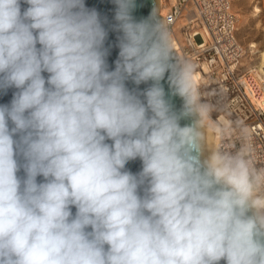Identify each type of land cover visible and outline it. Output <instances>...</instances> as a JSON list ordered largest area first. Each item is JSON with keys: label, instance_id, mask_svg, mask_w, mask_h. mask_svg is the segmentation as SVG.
<instances>
[{"label": "clouds", "instance_id": "9594fccd", "mask_svg": "<svg viewBox=\"0 0 264 264\" xmlns=\"http://www.w3.org/2000/svg\"><path fill=\"white\" fill-rule=\"evenodd\" d=\"M113 3L109 71L84 0H0V91L18 90L0 105V264H264V168L247 143L208 150L193 66L155 8L137 21L136 0Z\"/></svg>", "mask_w": 264, "mask_h": 264}, {"label": "built area", "instance_id": "2783aa9c", "mask_svg": "<svg viewBox=\"0 0 264 264\" xmlns=\"http://www.w3.org/2000/svg\"><path fill=\"white\" fill-rule=\"evenodd\" d=\"M162 18L177 60L197 74L193 87L217 127L216 148L247 143L255 166L264 168V79L244 62L231 0H175Z\"/></svg>", "mask_w": 264, "mask_h": 264}, {"label": "water", "instance_id": "95a60500", "mask_svg": "<svg viewBox=\"0 0 264 264\" xmlns=\"http://www.w3.org/2000/svg\"><path fill=\"white\" fill-rule=\"evenodd\" d=\"M85 6L89 9H95L99 15L102 22L103 27L106 29L108 35L104 43V47L108 49V55L106 57V63L108 65V70L113 71L115 70V62L119 59V37L122 35L121 32H118L114 29V25L116 24V21L114 19L115 17V10L116 5L113 3V0H84ZM158 0H136V8L134 9L132 15L135 18V20L139 21L141 19L147 18L152 12L153 9H156V14L159 16L160 20L163 23V18L158 14ZM28 7L27 4L21 3V11L23 12ZM37 47L39 48L40 45L37 44ZM172 49V48H171ZM172 52L174 54V57L177 59L175 51L172 49ZM174 62V61H173ZM42 75L47 79L48 73L43 72ZM168 75L169 73L165 74L164 80L161 81L162 86L164 87L166 98H169L174 105L175 110L179 111L182 108L183 100L179 96H172L170 94V87L168 83ZM126 87L132 91L135 90L137 92H143L145 89L151 86L152 82L148 81L146 83H141L140 85H136L133 81L128 80L125 82ZM47 86V85H46ZM18 91L16 88H8L6 91H0V105H10L13 94ZM143 99V97H141ZM181 126H184L185 124L191 123V120H181L180 121ZM14 125L9 121V128L13 127ZM205 135H206V144L208 140V130L205 128ZM14 139H18V135L13 137ZM106 143L111 144V140H106ZM207 155V152L205 153V156ZM17 159L19 164H22L23 158L21 156L14 157ZM125 170L131 172L132 174L136 175L142 170V161L137 158L135 160H130L125 165ZM17 176L20 178L25 177V172L23 168H20V170L17 172ZM37 183L44 182L43 176H37ZM140 195H143V188L138 190ZM71 212L73 216H75L77 209L75 206H70ZM87 231H91V228L89 227ZM105 248H107V245H105ZM217 264H226V261L221 259Z\"/></svg>", "mask_w": 264, "mask_h": 264}, {"label": "rangeland", "instance_id": "374dc122", "mask_svg": "<svg viewBox=\"0 0 264 264\" xmlns=\"http://www.w3.org/2000/svg\"><path fill=\"white\" fill-rule=\"evenodd\" d=\"M173 1L161 0L159 9L161 15ZM231 2L238 17L237 36L247 52L244 62L251 67L259 62V57L258 51L250 53V42L255 41L257 43L255 49L264 48V0H231ZM255 5L260 7V12L254 11Z\"/></svg>", "mask_w": 264, "mask_h": 264}, {"label": "bare ground", "instance_id": "6f19581e", "mask_svg": "<svg viewBox=\"0 0 264 264\" xmlns=\"http://www.w3.org/2000/svg\"><path fill=\"white\" fill-rule=\"evenodd\" d=\"M175 0L172 3H174ZM161 0H158V14L162 17V15L160 14L159 12V9H160V5H161ZM168 7V6H167ZM233 8V7H232ZM161 11V10H160ZM254 11H256L257 13L261 11L260 7L258 5H255L254 7ZM162 12V11H161ZM169 39H170V43H175L173 42L174 40V37L173 36H170L169 35ZM172 40V42H171ZM176 44H174L172 47H176L175 46ZM257 46V43L255 41H251L250 44H249V47H250V53H254L256 51H258V57H259V62L257 64H254L253 66H248V68H252V71L253 73L256 75V76H260L261 79H264V75H262V73H264V48H261V49H255V47ZM197 74L194 73L193 74V77H196ZM205 120H206V129L208 130V140H207V148L209 151L213 150V149H216V134H217V127H215V124L213 123V121L210 119V117H208L206 115L205 117Z\"/></svg>", "mask_w": 264, "mask_h": 264}]
</instances>
